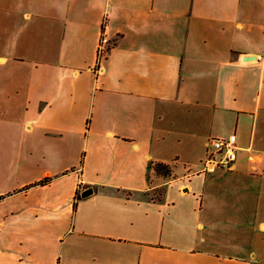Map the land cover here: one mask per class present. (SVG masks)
<instances>
[{"label":"crops","instance_id":"crops-1","mask_svg":"<svg viewBox=\"0 0 264 264\" xmlns=\"http://www.w3.org/2000/svg\"><path fill=\"white\" fill-rule=\"evenodd\" d=\"M0 196V264H264V0H0Z\"/></svg>","mask_w":264,"mask_h":264},{"label":"built area","instance_id":"built-area-1","mask_svg":"<svg viewBox=\"0 0 264 264\" xmlns=\"http://www.w3.org/2000/svg\"><path fill=\"white\" fill-rule=\"evenodd\" d=\"M104 47L101 52L104 53ZM206 164L219 168L232 169L237 159V135L234 133L226 138H212L209 143Z\"/></svg>","mask_w":264,"mask_h":264},{"label":"trees","instance_id":"trees-1","mask_svg":"<svg viewBox=\"0 0 264 264\" xmlns=\"http://www.w3.org/2000/svg\"><path fill=\"white\" fill-rule=\"evenodd\" d=\"M105 29V22L102 26V30L104 31ZM104 57V54L100 51L99 56H98V62H100L102 60V58ZM99 64V63H98ZM152 168L154 169V171L161 176L164 177H169L172 175V167L169 164L166 163H162V162H154L152 163ZM52 180V178H45L41 181H39L38 183H36V185H47L48 183H50V181ZM160 195H162V192L160 193ZM3 198V196H0V200ZM81 196L79 193L76 194L75 197V206L77 201L81 200Z\"/></svg>","mask_w":264,"mask_h":264},{"label":"water","instance_id":"water-1","mask_svg":"<svg viewBox=\"0 0 264 264\" xmlns=\"http://www.w3.org/2000/svg\"><path fill=\"white\" fill-rule=\"evenodd\" d=\"M248 59V57L246 58ZM94 192V189L93 188H89L87 190H85L83 193H82V197H87L89 196L90 194H92Z\"/></svg>","mask_w":264,"mask_h":264},{"label":"rangeland","instance_id":"rangeland-1","mask_svg":"<svg viewBox=\"0 0 264 264\" xmlns=\"http://www.w3.org/2000/svg\"><path fill=\"white\" fill-rule=\"evenodd\" d=\"M162 191H160V190H156L155 192H154V194H153V197H156V198H159L161 195H160V193H161Z\"/></svg>","mask_w":264,"mask_h":264}]
</instances>
